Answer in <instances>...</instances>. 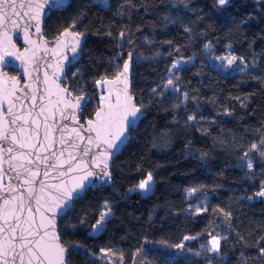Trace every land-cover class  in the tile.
Listing matches in <instances>:
<instances>
[{"label": "trees", "instance_id": "16d2710c", "mask_svg": "<svg viewBox=\"0 0 264 264\" xmlns=\"http://www.w3.org/2000/svg\"><path fill=\"white\" fill-rule=\"evenodd\" d=\"M73 22L84 36L64 85L92 97L85 116H93L102 95L94 81L113 78L128 53L131 92L144 107L111 161V179L87 188L58 221L68 264H108L98 258L102 248L111 249L108 255L118 263L122 254L123 264H209V257L211 264H264L259 254L264 199L255 196L264 182V159L249 151L264 136V0L224 6L215 0H70L65 8L50 11L43 34L53 41ZM226 54L243 61L222 67L226 64L216 58ZM174 61L183 64L170 73ZM170 75L178 93L174 99L159 87ZM245 152L253 159L251 170L240 166ZM149 172V193L129 191ZM193 188L198 191L189 197L187 190ZM203 196L207 211L187 213L188 205ZM105 201L111 213L94 232L91 226L105 211ZM213 235L228 237L221 240L219 255L200 250ZM185 236L196 239L185 241ZM159 241L182 242L185 248Z\"/></svg>", "mask_w": 264, "mask_h": 264}, {"label": "snow or ice", "instance_id": "6c2138e0", "mask_svg": "<svg viewBox=\"0 0 264 264\" xmlns=\"http://www.w3.org/2000/svg\"><path fill=\"white\" fill-rule=\"evenodd\" d=\"M63 2L0 0V264H68L67 249L57 232V215L69 209L88 187L90 178L111 179L109 160L143 112L144 106H137L129 92V62L125 61L122 70L117 71L111 80L94 81L97 86H108V92L99 97L93 118L80 123L79 117L91 102L90 98L73 95L68 87L61 86L60 81L66 79L65 62L71 65L79 55L84 33L74 31L76 22H73L54 38L53 46L49 47L41 28L46 6L58 10ZM126 2L131 4V0ZM215 2L224 6L230 0ZM13 33L27 45L22 52L13 40ZM125 36V32L119 33L120 40ZM209 46L205 45L206 48ZM49 55L55 59L49 61ZM128 56L130 60L132 53ZM216 59L227 61L222 67L231 66L238 59L243 61V57L231 55ZM111 62L115 63V58ZM181 63L174 61L168 71H178ZM6 67H16L26 78L25 83L21 84L17 76L9 77L2 71ZM77 74L73 73V76ZM159 87L167 91L175 89L176 85L170 75ZM78 88L82 89V86L78 85ZM151 92L156 94L157 89L153 88ZM164 94L159 93L161 97ZM184 97L187 99L188 94L184 93ZM187 120L194 121L195 117L188 116ZM249 151L264 159V136L259 145L253 143ZM240 166L253 169V159L248 152L241 158ZM152 182L153 176L149 172L129 191L147 192ZM197 191L189 189L187 194L192 196ZM255 196L264 198V182ZM104 209L91 226L93 231H100L111 213L107 201ZM197 211H207V208H198ZM218 211L224 213L223 209ZM224 215L230 218L232 214L227 212ZM194 239L195 236L183 237L185 241ZM222 239L228 237L212 236L206 251L219 255ZM239 239L244 240L242 236ZM260 239L264 240V237ZM158 243L175 249L185 248L182 242L174 245H168L167 241ZM87 251L91 252L90 249ZM109 252L111 249H100L98 258L117 264ZM142 252V247L137 249L138 254ZM259 254L264 258V247L259 249ZM211 259L209 257V264ZM119 264H123L122 254Z\"/></svg>", "mask_w": 264, "mask_h": 264}, {"label": "water", "instance_id": "95a60500", "mask_svg": "<svg viewBox=\"0 0 264 264\" xmlns=\"http://www.w3.org/2000/svg\"><path fill=\"white\" fill-rule=\"evenodd\" d=\"M69 1H70V0H64V2H63V6H62L61 8H65V7L69 4ZM52 10H56V9L49 8L48 6H46V9H45V11H46V15L42 18V24H41L42 32H43V24H44V21H45V19L48 17L50 11H52ZM33 31H34V30H33ZM43 37H44L45 40H47V39L45 38L44 34H43ZM33 39H38V37H37V36H33ZM13 40H14V42H15L17 48H18L21 52L24 50L25 47H27V45L24 44V42H23L21 39H18V38L15 36L14 33H13ZM47 41H48V40H47ZM17 42H18L20 45H18ZM48 42H49V41H48ZM82 42H83V39H81V48H82ZM53 44H54V40H53V41H50V42H49V47H52ZM81 48H80V50H81ZM80 50H79V55H80ZM79 55L77 56L76 60L79 58ZM69 56H71L70 53H69ZM54 59H55L54 57H51V55H49V61H53ZM76 60H74V61H76ZM74 61H73V62H74ZM126 61L129 62V71H128V74H127L128 88H129V92L132 94V92H131L132 63H131V61H130L129 59L126 60ZM65 64H66V67H65V76H66V69H67L68 65H67V62H65ZM122 66H123V65H122ZM6 69H13V70L17 71V73H18V78L20 79L21 84L25 83L26 78L23 77V75L20 73V71H19L16 67H6V68H3L2 71L5 72ZM120 70H122V67H121ZM48 71H49V73L51 74V69H48ZM41 75H42V73H41ZM8 76H9V75H8ZM9 77H11V76H9ZM111 79H112V78H111ZM111 79H109V80H111ZM65 80H66V79H62V80L60 81L62 87H67V86L64 85ZM98 88H99L100 92L102 93V95H105V96L107 95V92H108V86H106V85H100V86H98ZM137 106H138V105H137ZM142 115H143V112H142ZM142 115L140 116V118L136 121V123H135L132 127H134V126H136V125L138 124V122H139L140 119L142 118ZM91 118H93V116H92ZM91 118H90V119H91ZM86 120H88V119H86ZM86 120H84L83 123H84ZM128 130H129V129H128ZM127 138H128V136H127ZM127 138L125 139L124 143L121 144L120 148L115 152V154H114V155L111 157V159L109 160V171H110V164H111V161H112L113 157L120 153V151L122 150L123 146L127 143ZM97 171H99V170H97ZM90 180H91V182L88 184V187H87V188L94 187V186H99V185H102V184H107V182H108V178H107V177H105L103 180L96 179V178H90ZM53 182H54V181H53ZM87 188H86V189H87ZM86 189H85V190H86ZM85 190H84V191H85ZM84 191H83L82 193H80L79 196H78L76 199H78L79 197H81L82 194L84 193ZM76 199H75V200H76ZM75 200H74V201H75ZM74 201H73V202H74ZM73 202H72V204H73ZM72 204L69 206V209L71 208ZM69 209H66L64 212H61V213H59V214L57 215V218H56L57 232H58V221H59V220H60V219L66 214V212H67ZM66 259H67V253H66Z\"/></svg>", "mask_w": 264, "mask_h": 264}, {"label": "rangeland", "instance_id": "374dc122", "mask_svg": "<svg viewBox=\"0 0 264 264\" xmlns=\"http://www.w3.org/2000/svg\"><path fill=\"white\" fill-rule=\"evenodd\" d=\"M232 1H235V0H230V2H232ZM75 31V30H74ZM50 42V41H49ZM17 44L18 45H20L18 42H17ZM230 54H226L225 56H229ZM232 56V55H231ZM182 63H181V65L183 64V61H181ZM223 63H225L226 65H227V61L225 60V61H222ZM229 67V66H228ZM68 68V67H67ZM7 70H9V69H6L5 70V72L8 74V72H7ZM13 70V69H12ZM15 71V70H14ZM15 72H17V71H15ZM9 75V74H8ZM10 76V75H9ZM12 76H17L18 77V73L15 75V74H12ZM69 90L73 93V95H75V96H79L78 94H76L75 93V90H73L72 88H71V86L69 85ZM170 91H171V93H172V98L174 99V98H176V95L178 94L177 93V89H176V87H175V89H169ZM89 97V96H88ZM90 98V103L87 105V107L84 109V111H83V115L82 116H80L79 117V119H80V123H83V119H82V117H84L85 116V113L86 112H88V110H89V105L91 104V105H93V100H92V97H89ZM184 100V98L182 99V101ZM86 118H87V116H85ZM87 119H90V118H87ZM151 189H152V184H151V187H150V190L149 191H147V192H142V191H139V190H134V191H136L137 193H139V194H142V195H145V194H147V193H149L150 191H151ZM189 196V195H188ZM193 196V195H192ZM190 197V196H189ZM264 199V198H263ZM207 202H208V198L206 197V196H203V197H201L200 199H198L197 201H195V202H193V203H190L189 205H188V207H187V209H186V212L187 213H189V214H195V213H199L198 211H197V209L198 208H203V207H207ZM200 212H202V211H200ZM94 232H96V231H94ZM216 233H218V231H216ZM213 236H218V235H213ZM220 237V236H219ZM212 239V236H211V238L209 239V240H207L206 241V243L205 244H203L201 247L202 248H200V250H206L208 247H210V245H209V241ZM181 251H183L182 249H180ZM209 253V252H208ZM210 254H214V253H210ZM110 256V255H109ZM112 260H114V261H116L115 260V258H113L112 257ZM107 263L108 264H112V262L111 261H107ZM117 264H119L118 262H117Z\"/></svg>", "mask_w": 264, "mask_h": 264}]
</instances>
